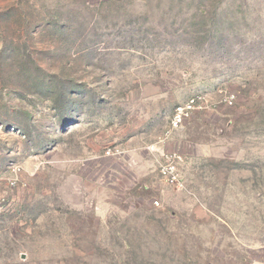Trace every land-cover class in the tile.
<instances>
[{"label":"rangeland","instance_id":"rangeland-1","mask_svg":"<svg viewBox=\"0 0 264 264\" xmlns=\"http://www.w3.org/2000/svg\"><path fill=\"white\" fill-rule=\"evenodd\" d=\"M0 264H264V0H0Z\"/></svg>","mask_w":264,"mask_h":264},{"label":"built area","instance_id":"built-area-1","mask_svg":"<svg viewBox=\"0 0 264 264\" xmlns=\"http://www.w3.org/2000/svg\"><path fill=\"white\" fill-rule=\"evenodd\" d=\"M224 102L226 105L231 106L233 104V97H226ZM205 103L206 98L204 96H196L186 101L184 105L176 107L169 120L166 138H168L173 131L178 130L185 120H187L194 111L200 110ZM164 160V164L160 168L161 175L164 177L168 185H179L181 182V176L177 165L182 161V157L177 153H172L166 155Z\"/></svg>","mask_w":264,"mask_h":264}]
</instances>
